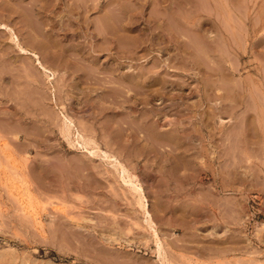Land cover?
Segmentation results:
<instances>
[{"label": "rangeland", "instance_id": "1", "mask_svg": "<svg viewBox=\"0 0 264 264\" xmlns=\"http://www.w3.org/2000/svg\"><path fill=\"white\" fill-rule=\"evenodd\" d=\"M263 14L0 0V264H264Z\"/></svg>", "mask_w": 264, "mask_h": 264}, {"label": "bare ground", "instance_id": "2", "mask_svg": "<svg viewBox=\"0 0 264 264\" xmlns=\"http://www.w3.org/2000/svg\"><path fill=\"white\" fill-rule=\"evenodd\" d=\"M166 7V6H165ZM179 13H182V12H179ZM198 13V12H197ZM183 14H185V15H183ZM181 15H183L182 17H184V19H187V20H189V18H193L194 16H193V14H190V16L188 17V16H186V15H188V14H186V13H184V11H183V13L181 14ZM192 15V16H191ZM263 17H262V19H260V21H261V23H259V25L258 26H255L256 24H254L253 26H251V28H252V30H259V29H264V14L262 15ZM199 18H200V16H198V14H197V17H195V19L193 18V22H192V26H194V27H197L198 29L200 28L201 30H204V32L206 31V32H211V29H209V28H206V27H203L202 25H204V24H202V22H199V21H201V20H199ZM190 24H191V22H189ZM0 28L2 29V28H5V29H3V30H6V28L7 29H9L10 31L9 32H11V36H10V38H12L13 39V43L15 44V46H17V51H19L18 53L20 54V53H23V56H24V54H25V56L26 57H28L29 55L28 54H31L32 55V57H33V59L35 58V60H36V62H35V66H39V70L38 71H41L40 69H42V71H44L45 72V74H47L46 72L47 71H49V68L47 67V66H45L44 64H43V62L45 63V60H41V58L43 57V56H41V58H40V53H38L37 51V53L36 52H31V51H29L28 49H27V46L25 47V45H29V46H31L30 44H32V43H30L31 42V40L32 39H30V37H29V39L28 38H25V39H28V40H24V39H21V33H17L15 30H13L12 29V27H10V26H8L6 23H2V24H0ZM197 29V30H198ZM86 31V30H85ZM84 31V32H85ZM65 32H67V30L65 31ZM71 32V31H70ZM73 32V31H72ZM72 32L70 33V34H72ZM87 32H89L88 30H87ZM213 32V31H212ZM68 33H69V31H68ZM74 33V32H73ZM78 33V32H77ZM80 33V32H79ZM67 34V33H66ZM75 34V33H74ZM87 34V33H86ZM90 34V33H89ZM70 36V35H69ZM72 36H74V35H72ZM24 38V37H23ZM12 39H11V41H12ZM22 40H24V42H22ZM30 40V41H29ZM26 42H27V44H26ZM33 42V41H32ZM23 43H25L24 45H23ZM30 43V44H29ZM34 43V42H33ZM35 44V43H34ZM34 44H33V46H34ZM28 46V47H29ZM33 46H32V49H33ZM16 51V52H17ZM107 55V54H106ZM105 55V56H106ZM18 56V55H17ZM17 56H16V58H17ZM30 58V57H29ZM44 59V58H43ZM32 60V59H31ZM33 62V61H32ZM49 64V63H48ZM34 66V67H35ZM35 68H37V67H35ZM48 68V69H47ZM51 68V67H50ZM120 69V68H119ZM54 70V69H53ZM65 70V69H64ZM55 71V70H54ZM54 71L52 72V69H51V71L50 72H52V73H54ZM121 71H122V69H121ZM42 74V73H41ZM44 75V74H43ZM42 75V76H43ZM50 75V74H49ZM55 75V74H54ZM51 76V75H50ZM53 76V75H52ZM47 79L50 81L52 78H49V76H48V74H47ZM44 78V77H43ZM38 80V79H37ZM47 80L45 79V82H46ZM37 82V81H36ZM38 83V82H37ZM44 83V82H43ZM47 83H49L48 81H47ZM50 84V83H49ZM49 86V85H48ZM50 86H51V84H50ZM146 95V94H145ZM144 95V96H145ZM144 96L142 97V99H144V100H146V97L144 98ZM181 96V95H180ZM183 97V96H182ZM148 98V97H147ZM178 98H179V96H178ZM158 99V98H157ZM174 99V98H173ZM177 99V98H176ZM175 99V100H176ZM140 101H141V103L143 102L141 99H140ZM164 101V100H163ZM173 101V100H172ZM170 102V103H165V105H169V104H171V103H174V102ZM152 102V101H151ZM165 102V101H164ZM74 103V102H73ZM146 103H147V100H146ZM160 103V102H159ZM161 103H163L162 101H161ZM143 104H144V102H143ZM153 104H155V103H153ZM70 105V104H69ZM158 105V104H157ZM162 105V104H161ZM161 105H158V106H156V107H153L152 105H151V107H153L152 109H154V110H156V111H162V112H164L165 110H167V106H165L164 104V106L162 105V107H164V108H166L165 110L161 107ZM173 105V104H172ZM73 106V105H72ZM71 106V107H72ZM74 106H75V103H74ZM170 106V105H169ZM150 110H151V108H149ZM164 111H163V110ZM147 111V110H146ZM145 111V112H146ZM144 112V111H143ZM148 112H151V111H148ZM153 112H155V111H153ZM166 112V111H165ZM158 113V112H157ZM161 113V112H160ZM144 114V113H143ZM146 115H144V116H150L148 113H145ZM153 113H151V116H153L152 115ZM155 114V113H154ZM164 114V113H163ZM155 117V116H154ZM143 118H146V117H143ZM70 119V118H69ZM69 119L67 118V120L69 121ZM152 119V122H153V120L154 119H157V118H151ZM165 120H167V119H165ZM67 121V122H68ZM156 121V120H155ZM165 122H167V121H165ZM68 123H70V121L68 122ZM153 123H156V122H153ZM158 123V122H157ZM156 123V124H157ZM70 124H72V121H71V123ZM74 124V123H73ZM150 124V123H149ZM159 124H161V123H158V126H159ZM167 124H171V122L169 123V121H168V123ZM146 124L144 123V126H145ZM148 125V124H147ZM164 125H165V123H164ZM172 125H173V123H172ZM68 126V125H67ZM157 126V125H156ZM175 126V125H174ZM75 127V126H74ZM161 127H162V125H161ZM177 127V126H176ZM127 128V127H126ZM126 128H125V130H126ZM173 128V127H172ZM67 129V128H66ZM69 129V128H68ZM178 129V128H177ZM78 130V129H77ZM176 130V129H175ZM69 132H71L70 130H69ZM68 132V133H69ZM78 132V131H77ZM76 132V133H77ZM79 133V132H78ZM77 133V134H78ZM161 133V132H160ZM162 133H164V132H162ZM157 134H158V132H157ZM165 134H169V133H165ZM128 135V134H127ZM126 135V137L128 138L129 137V135L127 136ZM151 135V134H150ZM162 135V134H161ZM164 135V134H163ZM142 137H143V135H141ZM141 136H139V137H141ZM153 136V135H152ZM156 136V135H155ZM159 136V135H158ZM168 138H169V135H166ZM79 137L80 138H82V135L80 136L79 135ZM166 137V138H167ZM172 137V136H171ZM117 138V137H116ZM127 138H126V140H127ZM130 138V137H129ZM163 138V137H162ZM161 138V139H162ZM173 138V137H172ZM114 139H115V137H114ZM157 139H158V137H157ZM130 140H133L132 138H130ZM130 140H127L128 142L130 141ZM159 140H160V138H159ZM167 140V139H166ZM115 141H117L116 139H115ZM114 156V155H113ZM117 159V158H116ZM112 160L114 161V157H112ZM116 162V161H115ZM117 163V162H116ZM118 164H119V162H118ZM117 165V164H116ZM114 166V165H113ZM118 167H120L121 168V170L120 171H122V173L123 172H126L125 170H126V168L125 167H123V165H121L120 166V164H119V166ZM125 168V169H124ZM144 205H145V207H144V210H145V208H146V210H145V214H147V217H149L150 218V212L147 210V203L145 202L144 203ZM149 218H147V219H149ZM150 221V220H149ZM150 222H152V221H150ZM155 230V229H154ZM153 231V230H152ZM153 233H156V232H153Z\"/></svg>", "mask_w": 264, "mask_h": 264}]
</instances>
